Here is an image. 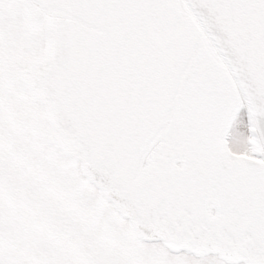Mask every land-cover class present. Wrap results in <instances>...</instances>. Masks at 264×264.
Returning <instances> with one entry per match:
<instances>
[{"label":"snow or ice","instance_id":"6c2138e0","mask_svg":"<svg viewBox=\"0 0 264 264\" xmlns=\"http://www.w3.org/2000/svg\"><path fill=\"white\" fill-rule=\"evenodd\" d=\"M0 264H264V0H0Z\"/></svg>","mask_w":264,"mask_h":264}]
</instances>
